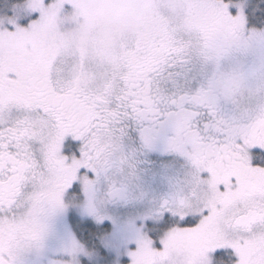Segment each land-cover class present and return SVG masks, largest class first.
Returning a JSON list of instances; mask_svg holds the SVG:
<instances>
[{
    "label": "snow or ice",
    "instance_id": "6c2138e0",
    "mask_svg": "<svg viewBox=\"0 0 264 264\" xmlns=\"http://www.w3.org/2000/svg\"><path fill=\"white\" fill-rule=\"evenodd\" d=\"M33 257L264 264V0H0V264Z\"/></svg>",
    "mask_w": 264,
    "mask_h": 264
},
{
    "label": "rangeland",
    "instance_id": "374dc122",
    "mask_svg": "<svg viewBox=\"0 0 264 264\" xmlns=\"http://www.w3.org/2000/svg\"><path fill=\"white\" fill-rule=\"evenodd\" d=\"M113 227L114 226L111 224V229L109 231H111ZM32 259H33V264H43V261L47 258L46 257H33Z\"/></svg>",
    "mask_w": 264,
    "mask_h": 264
},
{
    "label": "trees",
    "instance_id": "16d2710c",
    "mask_svg": "<svg viewBox=\"0 0 264 264\" xmlns=\"http://www.w3.org/2000/svg\"><path fill=\"white\" fill-rule=\"evenodd\" d=\"M108 229L110 230L111 229V223L108 222Z\"/></svg>",
    "mask_w": 264,
    "mask_h": 264
}]
</instances>
